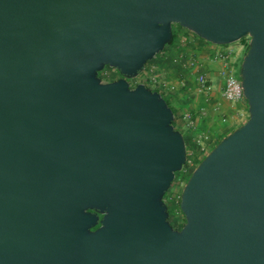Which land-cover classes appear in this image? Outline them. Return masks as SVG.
Listing matches in <instances>:
<instances>
[{"label": "water", "instance_id": "1", "mask_svg": "<svg viewBox=\"0 0 264 264\" xmlns=\"http://www.w3.org/2000/svg\"><path fill=\"white\" fill-rule=\"evenodd\" d=\"M172 24L248 38L247 120L191 172L179 230L162 197L184 140L128 84ZM0 264H264V0H0Z\"/></svg>", "mask_w": 264, "mask_h": 264}, {"label": "crops", "instance_id": "2", "mask_svg": "<svg viewBox=\"0 0 264 264\" xmlns=\"http://www.w3.org/2000/svg\"><path fill=\"white\" fill-rule=\"evenodd\" d=\"M187 42L179 46L174 39L142 68L141 84L156 92L172 112V127L184 137L185 153L188 148L212 147L223 137L247 120L244 100L230 102L222 98L223 82L218 77L220 61H213L216 52L231 46H216L190 34ZM240 53L234 57L235 73ZM202 74L208 80L207 95L197 92L195 76ZM196 141L199 143L196 144Z\"/></svg>", "mask_w": 264, "mask_h": 264}, {"label": "rangeland", "instance_id": "3", "mask_svg": "<svg viewBox=\"0 0 264 264\" xmlns=\"http://www.w3.org/2000/svg\"><path fill=\"white\" fill-rule=\"evenodd\" d=\"M182 30L183 29L177 25H174V24L171 25V34L173 35V41H172V43H170V44L168 43L164 46V51L168 46L173 45L175 37L180 33L184 37L185 44H186V42H187L186 38L188 37V35L190 34L192 36L193 34L188 32V31L185 32ZM193 37H195V35H193ZM241 41H243V43H245L246 48H244L240 52L239 61H238L237 67L234 71L235 75L237 77H238L239 65H240L241 60H242V58H243V56L247 50L248 38L243 37L239 41L234 42L230 45H227V46H231V48H235L240 44ZM158 54H156L155 56H157ZM155 56H154V58H155ZM152 60L153 59L146 62L144 64V67H146L149 63H151ZM142 71L143 70L138 72V74L136 75L135 78L128 80V84H129L130 88H133L137 84H141L140 78L142 75L141 74ZM97 78L100 80L101 83H110V82H114V81L118 80L120 78V75L118 74V72L116 70L108 68V67H104L101 71L97 72ZM146 86L147 85H145V87ZM146 88H148V87H146ZM171 125H172V123H171ZM183 140H185L184 137H183ZM209 148H210V146H205L202 151L198 150L197 148H195V149L188 148V154L186 155V163L182 166L181 171L174 174V178H173L172 182L170 183L168 190L164 193V195L162 197V201H163L164 205L166 206V212L168 214L167 222L169 223L170 227L174 230L180 229L184 223L183 216L181 215L179 208H178L179 195L181 193V190H182L185 182L187 181L188 177L190 176L191 172L193 171V169H195V167L198 165V163L196 164L195 162L199 159H203V157L210 151Z\"/></svg>", "mask_w": 264, "mask_h": 264}, {"label": "built area", "instance_id": "4", "mask_svg": "<svg viewBox=\"0 0 264 264\" xmlns=\"http://www.w3.org/2000/svg\"><path fill=\"white\" fill-rule=\"evenodd\" d=\"M185 31L186 30H182ZM176 41L179 46H183L185 44L184 37L182 34H178L176 36ZM239 41V40H238ZM245 48V43L243 41L235 48H227L225 51L216 52L212 56L213 61L221 62V69L218 71V77L223 82V87L221 91V96L223 99L236 102L239 100H244L242 97V90L240 87L239 77L233 73L232 67L234 65V57L237 53H240ZM195 84L197 92L203 95H207L210 90V85L206 77L202 74H198L195 76ZM196 144L199 143L196 141ZM203 149L200 148V151Z\"/></svg>", "mask_w": 264, "mask_h": 264}, {"label": "trees", "instance_id": "5", "mask_svg": "<svg viewBox=\"0 0 264 264\" xmlns=\"http://www.w3.org/2000/svg\"><path fill=\"white\" fill-rule=\"evenodd\" d=\"M172 41H173V35L171 34V39H170L169 44L172 43ZM245 48H246V47H245ZM166 105H167V104H166ZM217 143H218V142H217ZM217 143H216V144H217ZM216 144H215V145H216ZM215 145H213L212 147H210L209 150H211ZM201 160H202V159H199V160H197L195 163L197 164V163H199Z\"/></svg>", "mask_w": 264, "mask_h": 264}, {"label": "flooded vegetation", "instance_id": "6", "mask_svg": "<svg viewBox=\"0 0 264 264\" xmlns=\"http://www.w3.org/2000/svg\"><path fill=\"white\" fill-rule=\"evenodd\" d=\"M177 230H179V229H177Z\"/></svg>", "mask_w": 264, "mask_h": 264}]
</instances>
